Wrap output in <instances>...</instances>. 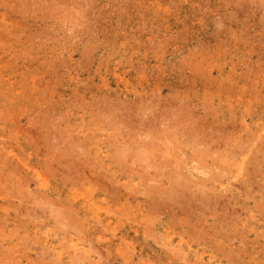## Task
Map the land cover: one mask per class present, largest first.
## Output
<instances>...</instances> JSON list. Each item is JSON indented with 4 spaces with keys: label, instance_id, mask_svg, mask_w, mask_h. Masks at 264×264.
Wrapping results in <instances>:
<instances>
[{
    "label": "rangeland",
    "instance_id": "1",
    "mask_svg": "<svg viewBox=\"0 0 264 264\" xmlns=\"http://www.w3.org/2000/svg\"><path fill=\"white\" fill-rule=\"evenodd\" d=\"M0 264H264V0H0Z\"/></svg>",
    "mask_w": 264,
    "mask_h": 264
}]
</instances>
